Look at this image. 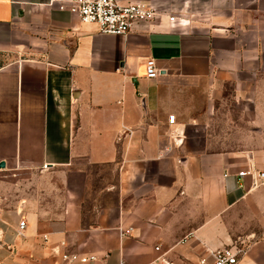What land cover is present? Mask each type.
Instances as JSON below:
<instances>
[{"label": "crops", "instance_id": "obj_1", "mask_svg": "<svg viewBox=\"0 0 264 264\" xmlns=\"http://www.w3.org/2000/svg\"><path fill=\"white\" fill-rule=\"evenodd\" d=\"M51 1L0 0V264H264V152L225 144L264 141V0H119L176 16L123 37Z\"/></svg>", "mask_w": 264, "mask_h": 264}, {"label": "built area", "instance_id": "obj_2", "mask_svg": "<svg viewBox=\"0 0 264 264\" xmlns=\"http://www.w3.org/2000/svg\"><path fill=\"white\" fill-rule=\"evenodd\" d=\"M51 6H57L59 11L68 12L75 16L80 23L86 25H97L100 33L109 36H127L138 24H151L157 16L168 15L170 21H175L176 16L169 14V9L156 6L129 3L123 5L119 0H53ZM160 75L155 60L146 62V77L149 80H155ZM176 118L169 117V124L173 125ZM247 176L257 177L261 185H264V172L257 175L251 172H240L238 177ZM25 223L20 224L24 229ZM186 243V240L181 242ZM155 250L160 252V247ZM247 247L243 244H236L225 247L214 252H206V255L199 259L197 264H240ZM165 255L159 256L154 261L145 264H171L165 260ZM63 260L68 262L80 261L82 263L96 262L97 258L91 256L86 259H79L77 256H63Z\"/></svg>", "mask_w": 264, "mask_h": 264}, {"label": "rangeland", "instance_id": "obj_3", "mask_svg": "<svg viewBox=\"0 0 264 264\" xmlns=\"http://www.w3.org/2000/svg\"><path fill=\"white\" fill-rule=\"evenodd\" d=\"M225 99H227L226 101L220 103L219 108L216 110V113L218 116L220 117H227V118H231L233 120L238 121L241 119V121L243 120V115L242 113L237 110L234 106H233V99L229 96H227ZM256 102L258 104V107L255 108V110H252L250 112V110H242V112H248V113H255L254 117H256L258 119L259 122H262L264 125V80H262L261 84L258 87V91L256 93ZM241 115V117H240ZM234 122V121H233ZM234 122V123H235ZM244 121L241 122V128H242V132L245 131L247 124L244 125L243 124ZM231 127H233L231 125ZM237 127V125H236ZM239 127V126H238ZM225 144H227L228 148H242V149H255L258 148L259 152H264V141L257 139V140H247V141H230V142H226ZM263 162H264V157L262 156L260 158ZM10 178H7V181H9Z\"/></svg>", "mask_w": 264, "mask_h": 264}, {"label": "water", "instance_id": "obj_4", "mask_svg": "<svg viewBox=\"0 0 264 264\" xmlns=\"http://www.w3.org/2000/svg\"><path fill=\"white\" fill-rule=\"evenodd\" d=\"M5 167V164H0V168H4Z\"/></svg>", "mask_w": 264, "mask_h": 264}]
</instances>
